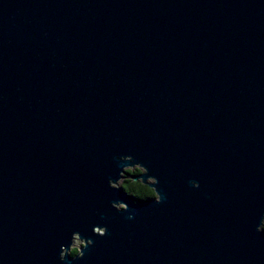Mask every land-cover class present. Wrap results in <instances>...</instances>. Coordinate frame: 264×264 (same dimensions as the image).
<instances>
[{
	"label": "water",
	"instance_id": "obj_1",
	"mask_svg": "<svg viewBox=\"0 0 264 264\" xmlns=\"http://www.w3.org/2000/svg\"><path fill=\"white\" fill-rule=\"evenodd\" d=\"M262 211L264 0H0V264H264Z\"/></svg>",
	"mask_w": 264,
	"mask_h": 264
},
{
	"label": "clouds",
	"instance_id": "obj_2",
	"mask_svg": "<svg viewBox=\"0 0 264 264\" xmlns=\"http://www.w3.org/2000/svg\"><path fill=\"white\" fill-rule=\"evenodd\" d=\"M122 163L118 173L107 178L108 187L123 193L135 200H152L160 203L163 196L158 188L159 177L151 173V169L136 156L129 152L119 157ZM146 177V179H145ZM192 186L198 188L200 183L193 180ZM110 205L118 212H127L129 220L134 218V213L129 211V203L124 199H113ZM91 231L94 235L105 236L108 233V225L95 223ZM255 231L264 232V211L256 217ZM95 241L90 236H85L79 230H73L70 239L59 246L58 258L61 264H73L85 256V250L93 246Z\"/></svg>",
	"mask_w": 264,
	"mask_h": 264
},
{
	"label": "trees",
	"instance_id": "obj_3",
	"mask_svg": "<svg viewBox=\"0 0 264 264\" xmlns=\"http://www.w3.org/2000/svg\"><path fill=\"white\" fill-rule=\"evenodd\" d=\"M132 199H133V198H132ZM137 200H139V199H137ZM137 200H136V201H137Z\"/></svg>",
	"mask_w": 264,
	"mask_h": 264
}]
</instances>
